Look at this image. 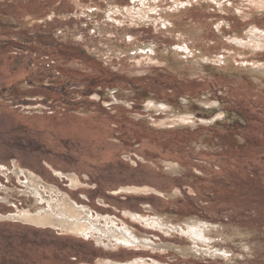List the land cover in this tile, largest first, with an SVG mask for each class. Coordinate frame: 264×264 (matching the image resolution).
<instances>
[{"label": "rangeland", "instance_id": "rangeland-1", "mask_svg": "<svg viewBox=\"0 0 264 264\" xmlns=\"http://www.w3.org/2000/svg\"><path fill=\"white\" fill-rule=\"evenodd\" d=\"M16 167L151 245L15 218ZM0 216V264H264V0H0Z\"/></svg>", "mask_w": 264, "mask_h": 264}, {"label": "bare ground", "instance_id": "bare-ground-1", "mask_svg": "<svg viewBox=\"0 0 264 264\" xmlns=\"http://www.w3.org/2000/svg\"><path fill=\"white\" fill-rule=\"evenodd\" d=\"M252 38L253 36H251V39ZM172 115L174 116V114ZM181 115L183 116V114ZM182 118H185V116ZM15 170H16V174L17 172L19 174L23 173L26 177V181H25L26 193L28 194L31 193L35 195L37 201H42V203H45L46 201L47 203L46 207L45 206L38 207L37 211L35 210V212H31V210L30 211L27 210L22 215H16L15 218H18V216H20L21 218L27 221H30L32 223H35L37 225L58 226L59 228H61V230L71 231L73 233L81 234L84 236H94L100 242L101 241L106 242L105 245L109 247L110 246L118 247L120 243L122 244L125 243L129 246L151 245V243L147 241L146 239L138 237L136 235L137 233H135L131 227L124 226V225L118 226L116 223V220L113 218L101 217L100 215H97L96 217H94V214L92 212L91 214L90 211L86 207L82 205L81 206L78 205L67 194L62 195V193H60L61 194L60 195L59 192L57 193L56 188L52 187V185L51 186L47 185L48 183L47 184L44 183L40 177L36 176L32 172L25 170V169H19L18 167H16ZM69 177L71 178L73 186H77L79 184L80 180L77 175H69ZM123 191L143 192V191H150V188L127 186V187H122L120 189H117L116 192L120 193ZM48 192H49V195L47 194ZM53 193L54 194L56 193V197L54 196ZM128 213L131 214L136 219L148 222L155 226H159L163 228L164 230L168 229L169 231L170 229L173 228L171 226L172 224L168 225L167 224L168 221L165 222L166 219H164L161 216L146 218L142 215H138L130 211ZM102 218L104 219V222ZM205 224L206 223L204 222H195V221L185 224L187 225L186 232L192 236V239L195 242H197L198 245L200 244L199 242H202L205 244L209 241V238L207 236L209 232L208 231L209 225L207 226ZM152 246L155 247L154 244H152ZM197 250H198V247H197ZM217 252H218V249H217ZM213 253H216V251H214ZM144 263L146 262H144L143 260L128 261L125 263L112 261V260L101 262V264H144Z\"/></svg>", "mask_w": 264, "mask_h": 264}]
</instances>
